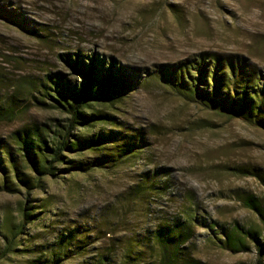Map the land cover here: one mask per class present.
<instances>
[{
	"label": "rangeland",
	"instance_id": "obj_1",
	"mask_svg": "<svg viewBox=\"0 0 264 264\" xmlns=\"http://www.w3.org/2000/svg\"><path fill=\"white\" fill-rule=\"evenodd\" d=\"M199 53L237 57L264 74V0H0V111H11L0 119V185H11L0 190V246L19 231L14 252L0 264H97L100 257L103 264H153L156 257L143 246L141 262L124 257L125 247L136 248L157 223L187 210L210 224L194 225L186 243L193 257L204 264H256L252 244L232 253L217 237L219 228L239 226L256 230L264 243V225L242 205L245 196L264 205V130L167 84L162 71ZM74 57L110 62L133 83L117 101L93 106L113 124L73 132L134 135L139 146L83 171L56 164L63 170L43 176L39 188H25L18 178L35 174L11 133L67 124L40 91L51 85L47 76L78 84L66 62ZM104 147L102 153H116ZM64 155L89 162L98 154ZM23 204L30 205L32 222L22 224Z\"/></svg>",
	"mask_w": 264,
	"mask_h": 264
},
{
	"label": "trees",
	"instance_id": "obj_2",
	"mask_svg": "<svg viewBox=\"0 0 264 264\" xmlns=\"http://www.w3.org/2000/svg\"><path fill=\"white\" fill-rule=\"evenodd\" d=\"M15 22L20 25L18 21ZM84 59L66 58L70 72L80 79L78 84L57 76L55 79L47 76L46 82L51 85H41L42 97L67 116V124L56 131H50L44 124H32L11 133L10 138L17 153L35 174L34 179L29 176L18 178L25 188H39L43 176H52L56 170H63L57 168L56 164L64 165V170L83 171L86 167L103 166L114 161L116 157L134 152L136 146H139L140 139L135 141L134 135L97 131L84 136L73 132L75 128H92L100 121L113 124L110 115L96 111L93 106L110 103L112 100L117 101L130 90L133 83L130 78L124 76L125 72H121L120 68H114L110 62L106 64L104 60ZM172 69L170 72L162 71L163 78L169 86L178 89V92L186 93L191 100L201 106L264 130V74L246 60L233 56H219L215 53H199L192 59L173 65ZM39 102L44 101L41 99ZM10 114V110L0 111V119L7 118ZM104 146H111L116 153L114 155L102 153L105 150ZM82 151H96L98 155L89 162L64 155V152ZM6 153L15 176H18L17 162L13 158L15 155L9 150ZM10 188L7 180L0 185V190H11ZM242 205L253 211L259 222L264 225V205H259L251 196L243 197ZM32 212L30 205L21 206L18 213L22 224L34 220ZM194 225L210 227V224L205 225V221L196 217L195 212L191 210L185 211L182 217L159 222L153 229L147 231L142 243L136 242L138 243L136 248L125 247L124 257L141 262L145 254L144 250L140 249L143 246L149 255L154 254L156 257L153 264H204L193 257L186 247ZM18 234L17 230L9 238L5 237L0 246V260L14 252L13 241ZM219 235L221 237L217 239L221 243L220 248L232 253L244 252L249 244H252L257 254L256 264H261L264 243L259 240L256 230L239 226L230 229L221 227ZM128 253L133 256H129ZM104 258L100 257L97 264H103ZM29 264L38 262L30 261ZM122 264L128 263L123 261Z\"/></svg>",
	"mask_w": 264,
	"mask_h": 264
}]
</instances>
